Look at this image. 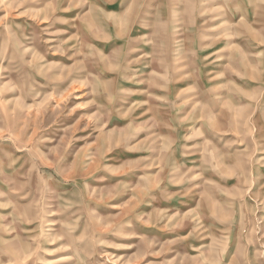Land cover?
I'll return each mask as SVG.
<instances>
[{"label":"rangeland","instance_id":"obj_1","mask_svg":"<svg viewBox=\"0 0 264 264\" xmlns=\"http://www.w3.org/2000/svg\"><path fill=\"white\" fill-rule=\"evenodd\" d=\"M0 264H264V0H0Z\"/></svg>","mask_w":264,"mask_h":264}]
</instances>
